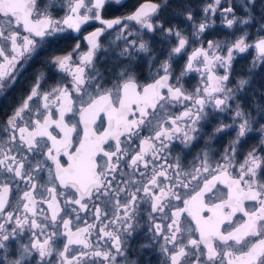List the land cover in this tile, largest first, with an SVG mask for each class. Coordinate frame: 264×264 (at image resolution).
<instances>
[{
	"label": "snow or ice",
	"instance_id": "snow-or-ice-1",
	"mask_svg": "<svg viewBox=\"0 0 264 264\" xmlns=\"http://www.w3.org/2000/svg\"><path fill=\"white\" fill-rule=\"evenodd\" d=\"M108 2L49 0L41 7L38 0H0V98L67 29L79 33L91 21L102 25L84 37L86 52L77 42L71 51L45 60L44 66L70 81L46 88L45 73L37 71L0 121V264H139L127 251L142 203L150 209V237L141 248H154L158 264H264V99L246 106L239 93L250 81L240 78L233 87L230 79L235 53L256 50L249 71L257 61L264 64V35L254 43H248L246 31L230 43L208 40L205 46L202 39L218 11L229 29L255 23L264 33V0L226 5L209 0L199 20L190 5L176 9L191 22L192 42L199 43L190 53V38L160 19L169 0H144L126 16L105 19ZM54 9L64 15L57 17ZM128 22L142 30L136 39L127 38L133 35ZM117 28V39L125 41L117 70L101 71L99 38ZM157 32L176 39L163 60L144 38ZM141 53L148 64L143 79ZM186 53L177 74L174 62ZM192 72L201 79L189 90L184 77ZM177 106L183 110L173 114L170 109ZM219 113H231L232 122L218 120L204 133V147L190 167L179 154L169 159L174 140L190 149L202 138L204 124ZM230 131L235 135L217 155L212 141ZM253 132L259 133L258 144L238 159L240 145ZM37 155L44 159H34ZM45 168L47 180L38 183L36 174ZM57 182L66 191H58ZM89 211L93 222L73 227L74 220H82L79 213Z\"/></svg>",
	"mask_w": 264,
	"mask_h": 264
},
{
	"label": "flooded vegetation",
	"instance_id": "flooded-vegetation-1",
	"mask_svg": "<svg viewBox=\"0 0 264 264\" xmlns=\"http://www.w3.org/2000/svg\"><path fill=\"white\" fill-rule=\"evenodd\" d=\"M49 0H38L41 7L44 4L48 3ZM59 3H66V0H58ZM144 0H120V3L114 2V0H109V2L105 5V8L102 10V16L105 19H112L115 17L126 16L132 11L135 10L139 4L143 3ZM158 2V0H155ZM209 0H169V6L165 10L160 13V19L164 22L165 26L175 25L178 29L182 30L185 35L190 38V45L188 47V53H190L191 48L194 46H199V43L192 42V26L191 22L187 21L183 15L177 14L176 9H183L185 5H190L194 15L197 20H199L203 16V12L201 11L202 7L208 3ZM230 0H222V3L227 4ZM259 9L260 5H257V19L259 18ZM54 14L57 17L64 15V10L54 9ZM238 15H242V12L239 8H237ZM215 23L210 27L206 33L202 34V39L205 42L208 40H219L225 42H232L236 37L243 34L246 31L248 36V43H253L254 40L258 38L260 35H264V33L257 32V26L255 23L250 26L236 25L233 28L229 29L225 24L222 23V17L219 13L213 17ZM130 25V30L133 32L132 36H128L129 40L136 39L135 33L137 31H142L139 28V25H136L134 22H128ZM102 27V25L98 21H91L87 25L82 26V29L79 33L74 32L70 29H67L63 35V38L56 41L53 45H49L44 51H41L40 54L31 61L27 70L20 77L19 81L15 85L13 89H11L7 96L0 98V121H2L6 114L10 113L12 108L16 105L17 100L20 95L26 93L28 88L33 80V77L37 71H43L46 76L47 82L45 83V87L52 85L57 80L64 79L65 82L70 81L71 77L66 76V74L59 72L55 67L44 66V62L47 58L54 54H62L67 51H71L72 47L79 42L81 45L80 52H86L88 50L87 42L84 40V37L88 35V33L94 31L96 28ZM117 29H109L105 32L99 39L100 43L103 46L100 51L97 53V67L104 71L105 69L112 68L113 73L117 70V54L120 49L124 47L125 41L123 39H117ZM127 35V31L124 33ZM145 39L151 42V48L153 50V54L159 57V60H163L166 58L167 53L170 49L171 45L176 43L175 37H170L165 39L161 37V35L157 32L155 34H147L144 37ZM107 49V51H105ZM226 54V53H222ZM235 59L233 61L232 66V74L231 81L234 87L235 82L240 78H245L250 81L247 88L239 93L241 100L244 102L246 106L251 105L253 100L259 102L264 99V64H261L260 61H257V67L249 71L252 68V61L254 57L257 56V52L254 48L249 49L245 53H235ZM187 57V53L183 56H180L174 62V68L176 73L178 74L180 69L184 66L185 60ZM75 59V57H74ZM147 57L141 53L140 54V74L143 79L148 75V64L146 63ZM158 64V61H157ZM155 71V67L152 69ZM221 72L223 70H220ZM105 75L108 79L111 77L105 72ZM201 79L200 74L196 72L189 73L184 77V86L191 90L194 88L199 80ZM183 108L181 106H177L175 108H171L170 111L175 114L179 111H182ZM71 118V116H69ZM131 118V117H130ZM78 119V117H76ZM106 121V117L104 118ZM221 120L224 123H231L232 116L231 113H219L211 118L210 122L204 124L203 132L201 133L202 138L198 141L193 142V146L189 148H184V146L180 143V141L174 140V147L172 148L170 160L174 158L177 154H179L182 158V163L186 167H190V162L193 161L194 156L200 151L201 148L204 147L205 140L207 139L204 136V133H210L213 127L216 125L217 121ZM99 121L97 125H99ZM264 123V121H261ZM106 127V123L104 125ZM258 126V125H257ZM83 126H80V130L82 131ZM54 134H56V130H53ZM141 135H148L147 132H142ZM235 133L233 131L228 132L227 134L218 135L215 140L212 141V147L217 153V155L223 151L224 147L228 144V141L234 136ZM123 139V138H122ZM259 142V133L253 132L248 137H246L239 148V157L238 159L242 160L244 154L249 150V148L253 145L258 144ZM138 144L139 141L137 140ZM167 155V153H165ZM29 158L33 159L32 154H29ZM34 159H44L43 156H35ZM66 160V158H62ZM34 162V160H33ZM46 164H51V161H46ZM130 171V170H127ZM38 183L44 182L47 180V169L41 171L36 174ZM139 179V177H137ZM51 186V185H50ZM23 188L24 185H21ZM221 191H226L223 185H218ZM58 191H66L64 189H60L57 182ZM40 191V189H38ZM188 191V190H182ZM15 198V189L13 190V194L11 199ZM61 204L65 197H59ZM173 203L180 204L179 201H173ZM43 208L47 209V205H42ZM91 208V204H90ZM148 208L147 204H141L140 209L137 215V220L139 221V227L133 232L132 236L128 238V251L127 256L129 260H136L139 264H158L159 254L154 248L142 249L141 245L146 244L149 241L150 233H148L147 229L150 221L148 220ZM81 221H75L73 223V227L79 224L81 227L84 226L83 221H87L89 223L93 222L91 211L89 212H80ZM2 222V221H0ZM107 222V221H105ZM159 222V218H158ZM99 223V222H97ZM136 221H133L135 224ZM194 226V225H193ZM95 232V230H93ZM198 235V234H197ZM93 241H95L96 237L93 235L91 237ZM103 244V242H101Z\"/></svg>",
	"mask_w": 264,
	"mask_h": 264
},
{
	"label": "rangeland",
	"instance_id": "rangeland-1",
	"mask_svg": "<svg viewBox=\"0 0 264 264\" xmlns=\"http://www.w3.org/2000/svg\"><path fill=\"white\" fill-rule=\"evenodd\" d=\"M255 42V40L253 41V43Z\"/></svg>",
	"mask_w": 264,
	"mask_h": 264
}]
</instances>
